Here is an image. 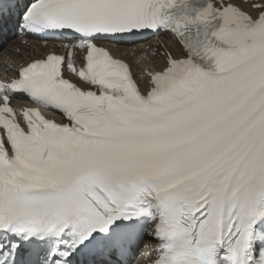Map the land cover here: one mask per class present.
<instances>
[{"label": "snow or ice", "instance_id": "snow-or-ice-1", "mask_svg": "<svg viewBox=\"0 0 264 264\" xmlns=\"http://www.w3.org/2000/svg\"><path fill=\"white\" fill-rule=\"evenodd\" d=\"M14 35L70 43L0 80V264H264V0H0ZM162 36L146 88L106 46Z\"/></svg>", "mask_w": 264, "mask_h": 264}, {"label": "bare ground", "instance_id": "bare-ground-1", "mask_svg": "<svg viewBox=\"0 0 264 264\" xmlns=\"http://www.w3.org/2000/svg\"><path fill=\"white\" fill-rule=\"evenodd\" d=\"M162 42L168 43L167 37L162 36ZM155 40H148L144 44L135 45H111L107 44V47L112 48L114 54L127 60L135 74V77L139 80L142 87H147L148 78L140 76V74L150 69L151 66L161 69L164 66V58L159 51H155ZM174 54L179 55V52L175 48L172 49ZM49 51L48 46H43L38 40L29 37L27 39L20 40L13 38L8 40L6 45L0 47V74H13V68H20L26 66L29 61L35 60L40 57V53H47ZM14 103H22L21 100H13ZM59 118L58 116H56ZM150 262L149 257L146 255L139 257L138 264H148Z\"/></svg>", "mask_w": 264, "mask_h": 264}]
</instances>
